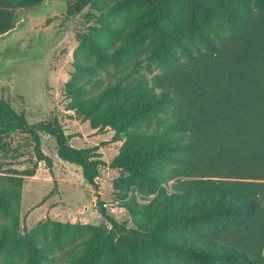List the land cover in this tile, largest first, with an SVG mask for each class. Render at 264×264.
<instances>
[{"label": "trees", "instance_id": "16d2710c", "mask_svg": "<svg viewBox=\"0 0 264 264\" xmlns=\"http://www.w3.org/2000/svg\"><path fill=\"white\" fill-rule=\"evenodd\" d=\"M44 1L0 0V35ZM87 7L97 24L79 34L66 93L94 127L126 136L111 167L133 191L134 225L99 200L110 225L93 226L68 264H264V0H73L67 13ZM111 66L114 82L85 87ZM43 134L98 190L97 147H75L56 117L31 123L0 96V264L25 251L26 264H49L20 231L14 188L52 163ZM136 191L155 196L141 203Z\"/></svg>", "mask_w": 264, "mask_h": 264}, {"label": "rangeland", "instance_id": "374dc122", "mask_svg": "<svg viewBox=\"0 0 264 264\" xmlns=\"http://www.w3.org/2000/svg\"><path fill=\"white\" fill-rule=\"evenodd\" d=\"M72 1L45 0L38 7L22 9L14 27L0 35V96L31 123L56 117L72 145L95 146L103 160L96 190L83 177L80 166L58 157L55 139L43 134L42 148L52 163L40 161L35 175L14 187L19 195L20 231L37 235V244L44 249L49 264H68L70 254L83 247L93 226L110 225L97 209L99 200L118 221L134 225V216L127 209L133 191L124 196L116 185L120 172L111 167L126 136L109 125L94 127L85 113L72 107L66 93V84L76 71L79 34L97 24L86 15L89 7L76 16L68 15ZM139 58L143 64L140 71L148 73L146 53ZM119 76L111 66L101 70L85 87L95 93ZM136 194L141 203L155 196L144 200L137 191ZM1 224L8 226L9 219H3ZM27 254L25 251L15 264H26Z\"/></svg>", "mask_w": 264, "mask_h": 264}, {"label": "crops", "instance_id": "0c3cea01", "mask_svg": "<svg viewBox=\"0 0 264 264\" xmlns=\"http://www.w3.org/2000/svg\"><path fill=\"white\" fill-rule=\"evenodd\" d=\"M263 253H264V250H263Z\"/></svg>", "mask_w": 264, "mask_h": 264}]
</instances>
